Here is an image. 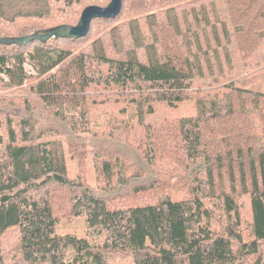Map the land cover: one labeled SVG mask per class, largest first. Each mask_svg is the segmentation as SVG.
Segmentation results:
<instances>
[{
    "label": "trees",
    "instance_id": "obj_1",
    "mask_svg": "<svg viewBox=\"0 0 264 264\" xmlns=\"http://www.w3.org/2000/svg\"><path fill=\"white\" fill-rule=\"evenodd\" d=\"M109 1L0 0V37ZM117 250L264 264V0H122L84 37L0 43V264Z\"/></svg>",
    "mask_w": 264,
    "mask_h": 264
},
{
    "label": "water",
    "instance_id": "obj_2",
    "mask_svg": "<svg viewBox=\"0 0 264 264\" xmlns=\"http://www.w3.org/2000/svg\"><path fill=\"white\" fill-rule=\"evenodd\" d=\"M121 6L122 0H110L106 6L89 5L84 8L75 25H59L19 37H0V43L5 45H25L27 42L34 39L45 42L51 37L73 39L84 37L89 31L90 23L93 19L113 18L119 14Z\"/></svg>",
    "mask_w": 264,
    "mask_h": 264
},
{
    "label": "rangeland",
    "instance_id": "obj_3",
    "mask_svg": "<svg viewBox=\"0 0 264 264\" xmlns=\"http://www.w3.org/2000/svg\"><path fill=\"white\" fill-rule=\"evenodd\" d=\"M25 66L27 72L30 73L31 72L30 67L27 64ZM57 231L58 233L61 234L71 233L83 237L86 235L87 228L83 218L63 217L61 218L58 224ZM13 242H14L13 235L10 234L9 239L5 240L6 251L11 250L10 246H12ZM107 259L109 264H133L132 255L129 252L120 251V250L109 252Z\"/></svg>",
    "mask_w": 264,
    "mask_h": 264
}]
</instances>
